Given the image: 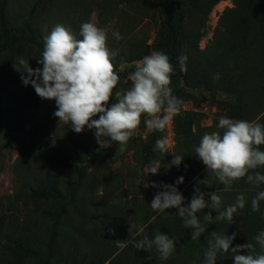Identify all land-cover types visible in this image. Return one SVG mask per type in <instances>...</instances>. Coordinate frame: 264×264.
Wrapping results in <instances>:
<instances>
[{"label":"rangeland","instance_id":"374dc122","mask_svg":"<svg viewBox=\"0 0 264 264\" xmlns=\"http://www.w3.org/2000/svg\"><path fill=\"white\" fill-rule=\"evenodd\" d=\"M168 1L172 0H0V47L9 44L12 36L22 37L23 30L30 32L0 50V264H9L13 255L8 252L22 237L46 254L51 264H110L105 262L110 237L127 242L140 229L150 239L164 233L176 241L168 258L171 264H206L204 252L212 232L237 233L235 247L264 231V201L259 211L251 207L264 185H231L225 190L195 153L202 136L218 130L221 117L264 125V0H182L185 16L176 44L179 57L187 56L182 71L187 75L179 92L173 93L183 101L180 114L163 131L148 129L144 122L148 117L142 114L123 152L116 143L100 146L95 129L85 126L76 133L59 123L55 100L39 97L13 67L21 57L33 69L42 67L38 59L44 37L57 24L70 27L79 38L80 26L92 22L106 30L107 46L117 52L115 70L123 73L110 107L116 91L131 87L128 77L136 62L156 51ZM117 32L119 41L113 35ZM236 42L237 52L229 48ZM98 118L99 114L93 117ZM161 138L168 141L166 152L154 151ZM259 147L264 151V145ZM176 154L183 155L179 166L171 164ZM150 162L160 166L158 174L145 176ZM254 171L261 174L264 166ZM180 177L183 183L177 184ZM152 182L176 186L185 207L197 187L206 201L210 193L220 195L219 211L235 204L238 195L245 197V207L234 213L231 222L215 220L214 209H202L198 216L206 232L192 240L178 209L153 211L150 204L162 189L144 187ZM49 183L65 196L72 188L66 211L57 219L59 200L34 196ZM208 213L212 223L203 221ZM130 225L135 226L132 234ZM127 246L133 254L159 255L155 246L146 251ZM127 246L116 245L118 253ZM23 264L40 261L35 257ZM216 264H234L232 254L218 253Z\"/></svg>","mask_w":264,"mask_h":264},{"label":"clouds","instance_id":"9594fccd","mask_svg":"<svg viewBox=\"0 0 264 264\" xmlns=\"http://www.w3.org/2000/svg\"><path fill=\"white\" fill-rule=\"evenodd\" d=\"M115 39L120 34L113 33ZM117 52L107 46V32L92 22L80 26L79 38L71 28L57 24L44 37V48L38 59L42 67L33 69L29 60L18 58L14 61V69L21 74L25 86L31 84L36 94L42 99L55 100L57 110L54 116L59 123L70 125L76 133L83 132L85 126L95 129V137L100 146L119 145L118 151L126 149L129 139L141 123V116L150 130L163 131L180 114L183 101L173 94L170 87L173 65L163 52L154 51L149 56L137 61L135 71L128 79L131 87L124 91H116V102L109 107L120 76L117 74L113 60ZM181 71H186L187 56L178 58ZM99 114L98 119H93ZM217 131L205 133L195 148L196 155L202 160L211 175L230 190L233 182L246 178V182L259 186L264 183V175L255 172L264 166V125L256 121L219 118ZM168 141L158 139L154 151L166 152ZM183 155L176 154L171 164L179 166ZM160 166L150 162L146 169L149 173L158 174ZM144 176V177H145ZM177 184L183 183L180 177ZM145 188L159 187L150 206L153 211L164 212L176 208L177 215L182 218L186 228L191 229V239L196 240L206 232L198 213L204 208L218 211L215 220H233L234 213L245 207V197L238 195L236 203L219 211L221 197L217 192L210 193V200H205V193L198 187L187 207L182 206L184 197L174 185H157L155 182L145 183ZM260 201H264V191H260L251 201L252 211H259ZM203 221L213 222L211 213L203 215ZM135 226L130 225V233ZM114 234V229H109ZM237 233L221 235L211 233L204 252L206 264H216L218 253L232 254L234 264H264V231H260L253 239L259 245L248 241L246 244L232 247ZM138 238V239H137ZM117 247L123 248L130 243L137 250H148L155 246L162 260H167L175 251L176 241L167 234L157 233L153 238L140 229L133 239L124 242L115 241ZM246 254H241L245 253Z\"/></svg>","mask_w":264,"mask_h":264},{"label":"trees","instance_id":"16d2710c","mask_svg":"<svg viewBox=\"0 0 264 264\" xmlns=\"http://www.w3.org/2000/svg\"><path fill=\"white\" fill-rule=\"evenodd\" d=\"M166 13V21L164 22V30L161 31V38L155 44V50L158 52H163L170 58V63L173 65V73L170 78L173 76L175 80H171L170 87L174 92H179V86L181 84V80L185 79L186 73L182 72L179 68V48L176 43L179 42V38L182 35V21L185 16L184 9H182V0H172L167 2V8L165 10ZM27 30L22 31V37L30 35V32ZM21 36H12L9 44L11 45L14 42H17L22 38ZM11 42V43H10ZM9 44H5L0 47V50L5 49L9 46ZM238 42L234 43V45H230V50H234L237 52ZM242 44V43H241ZM117 72V71H116ZM117 74L121 77L123 76L122 72H117ZM264 175V172L261 173ZM251 183L246 182V178H241L238 181L233 182V187L235 188H248ZM264 185V183H262ZM34 196L37 198H56L59 200L58 213L55 215V218L62 216L67 208L68 203L72 197V188L69 189L68 195L60 193L57 188L53 184H45L38 191L34 193ZM112 238V239H111ZM111 240L107 241V247L109 249L106 252L105 262L110 261V264H171L170 260H162L159 255H145L144 252L138 251L133 254L132 251H129V247L126 250L118 253V249L115 245L114 237H110ZM255 245V249L257 252L260 251V247L255 243L254 239H250ZM8 242L12 243L11 240ZM115 247V248H114ZM32 241L27 238H20L17 241L13 242V245L8 252L10 255H13V258L8 260L9 264H23L28 259L38 257L40 264H51V260L40 251L34 249ZM131 250V249H130ZM243 254H246L243 253ZM104 262V263H105Z\"/></svg>","mask_w":264,"mask_h":264}]
</instances>
